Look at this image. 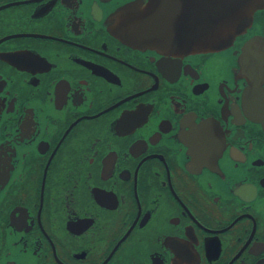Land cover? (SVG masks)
Here are the masks:
<instances>
[{"label":"flooded vegetation","instance_id":"af4514ba","mask_svg":"<svg viewBox=\"0 0 264 264\" xmlns=\"http://www.w3.org/2000/svg\"><path fill=\"white\" fill-rule=\"evenodd\" d=\"M141 3L0 0V264H264V3L201 52Z\"/></svg>","mask_w":264,"mask_h":264},{"label":"water","instance_id":"95a60500","mask_svg":"<svg viewBox=\"0 0 264 264\" xmlns=\"http://www.w3.org/2000/svg\"><path fill=\"white\" fill-rule=\"evenodd\" d=\"M186 1L188 10L182 0H142L137 7H128L130 11L124 19L135 25L189 27L180 31L140 28L147 36L138 40L144 43L157 42L166 48L187 51H212L228 46L243 33L264 3V0H199L196 6L194 0ZM113 23L118 24L117 20Z\"/></svg>","mask_w":264,"mask_h":264}]
</instances>
